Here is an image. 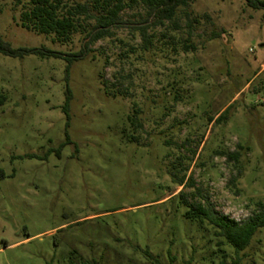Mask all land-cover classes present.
<instances>
[{"label":"rangeland","instance_id":"1","mask_svg":"<svg viewBox=\"0 0 264 264\" xmlns=\"http://www.w3.org/2000/svg\"><path fill=\"white\" fill-rule=\"evenodd\" d=\"M27 1L0 0V35L13 48L68 55L89 42L53 43L22 28ZM189 11L199 19L194 52H173L157 27L141 53L140 7L88 46L69 79L65 59L0 53V264H264V229L238 256L217 247L177 197L194 189L174 181L192 179L216 212L239 222L264 203V9L192 0ZM187 38L184 28L174 41ZM133 106L144 123L138 141ZM233 151L239 163L222 155Z\"/></svg>","mask_w":264,"mask_h":264},{"label":"trees","instance_id":"2","mask_svg":"<svg viewBox=\"0 0 264 264\" xmlns=\"http://www.w3.org/2000/svg\"><path fill=\"white\" fill-rule=\"evenodd\" d=\"M246 2L254 9H264V1L246 0ZM17 3L20 5L21 0H17ZM191 3L192 0H28L20 14L22 28L38 35L50 37L53 43L70 44L76 35H85L89 42L84 44L79 53L64 55L45 47L13 48L0 35V53L12 58L36 55L41 58L65 59L67 62L66 74L67 79H69L73 63L87 57L88 46L110 37L115 29L122 24V13L124 11L135 10L140 7L144 8L146 18L139 21L133 30L139 33L141 53L145 54L153 48L155 36L149 33V29L157 27L165 28L166 32L162 34V38L164 40L170 37L169 40L172 41H167L165 44L173 52H178V46L184 53L194 52L197 50V46L191 41V38L196 25H199V19L194 16L192 11H189ZM182 20L185 21V24L181 22ZM184 28L188 31V38L183 42L176 43L174 41L176 34H179ZM167 32L171 33L170 36ZM218 37H220V34L213 32L211 39ZM100 80H102L101 76ZM103 84L107 86L108 83L104 81ZM71 100L72 93L68 88L64 107L67 114ZM226 113L227 110L217 119L210 118L209 122L215 120L214 124H218L223 120ZM141 114L142 111L133 106L128 116L131 130L129 133L134 141L140 139L139 133L144 128ZM165 143L169 144L168 141H165ZM238 148L242 149L240 146ZM222 155L227 158L228 162H240L241 154L239 151L226 152ZM181 167L182 163L177 162L173 170L180 169L181 171ZM240 174L241 170H239ZM174 181L180 187L185 186L194 189L189 195L181 191L177 197L187 207L185 214L187 219L211 227L213 236L218 240L217 247L226 245L238 256L251 245L258 231L264 229L263 202L256 205V209L251 216L239 222L216 212L210 197L201 189H195L192 179L186 182V177L183 175L175 177ZM149 259H151V255H149ZM239 261L238 258L234 264H239ZM49 264H53V262ZM68 264H97V262L76 263L69 259Z\"/></svg>","mask_w":264,"mask_h":264}]
</instances>
